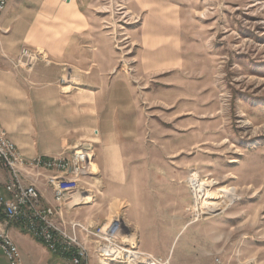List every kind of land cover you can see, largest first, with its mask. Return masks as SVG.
<instances>
[{
	"label": "rangeland",
	"instance_id": "374dc122",
	"mask_svg": "<svg viewBox=\"0 0 264 264\" xmlns=\"http://www.w3.org/2000/svg\"><path fill=\"white\" fill-rule=\"evenodd\" d=\"M83 1L116 51L100 84H82L65 66L52 87L36 70L46 63L39 58L16 79L18 92L0 100L9 131L39 148L49 144L50 115L69 104L85 107L77 125L85 134L104 128L105 155L86 138L54 153L69 156L86 143L95 153L94 173L64 203V218L96 230L118 217V244L144 254L115 264H264V0ZM156 50L169 65L145 69ZM194 182L209 185L201 195ZM222 188L240 198L204 213ZM82 237V264H102L96 241Z\"/></svg>",
	"mask_w": 264,
	"mask_h": 264
},
{
	"label": "crops",
	"instance_id": "0c3cea01",
	"mask_svg": "<svg viewBox=\"0 0 264 264\" xmlns=\"http://www.w3.org/2000/svg\"><path fill=\"white\" fill-rule=\"evenodd\" d=\"M29 0H10L4 12L0 15V100L8 89L18 92L16 79L26 72L25 67L17 66L14 62L23 49L42 48L43 60L46 63L36 67L37 72L44 75L45 83L55 87L63 74V68L69 67L82 84L95 86L100 84L101 72L113 68L116 62L114 43L109 34L103 30L97 13L88 8L83 0H36V6H28ZM160 17V15H155ZM147 27L144 32L147 31ZM157 47L159 39L151 41ZM161 52V51H160ZM170 63V56L160 58L159 53L151 51L146 58L145 69L160 68ZM40 73V74H41ZM39 74V75H40ZM105 83V82H104ZM103 83V84H104ZM105 83L103 86H105ZM45 106L55 109L64 108L63 102H45ZM2 105L0 103V109ZM75 104L65 107V113H52L49 119V130L43 140L49 144L44 148L31 144V137L23 141L11 133L3 122L9 136L13 139L25 157L31 159L39 156H58L55 152L67 150L80 139H92L99 144V157L105 155L104 148L109 145L106 132L101 124L87 134L78 128L80 114ZM97 106H91V113ZM2 119V118H1ZM80 122L84 123L83 120ZM90 122V121H89ZM70 126H72L70 128ZM94 135V136H93ZM90 144V143H88ZM95 155V153H94ZM48 174L49 171H42ZM9 179V172L0 166L1 192L8 196L4 184ZM43 194V202L54 204L52 191L39 183ZM0 230L10 234L18 245L24 264H72L70 256L51 252L43 243L25 231L17 221H8L0 210ZM82 234V233H81ZM0 264L9 261L0 248Z\"/></svg>",
	"mask_w": 264,
	"mask_h": 264
},
{
	"label": "built area",
	"instance_id": "2783aa9c",
	"mask_svg": "<svg viewBox=\"0 0 264 264\" xmlns=\"http://www.w3.org/2000/svg\"><path fill=\"white\" fill-rule=\"evenodd\" d=\"M7 5L8 0H0V15ZM39 58H44L43 51L25 48L14 63L32 69ZM93 153V146L87 143L77 147L69 156L29 159L10 138L0 119V166L9 172V179L4 184L8 196L1 192L0 185V210L8 221L20 223L51 252L70 256L72 264H82L88 256V246L81 233L96 241L98 253L114 252L125 261L140 258L142 261L144 253L132 252L130 248L118 244L121 226L114 222H120V219L114 220L108 227L94 230L78 220L67 221L64 218V203L70 201L73 195L82 193V179L93 174ZM40 182L52 191L54 204L43 202ZM0 248L9 264H24L16 242L9 233L1 230Z\"/></svg>",
	"mask_w": 264,
	"mask_h": 264
},
{
	"label": "bare ground",
	"instance_id": "6f19581e",
	"mask_svg": "<svg viewBox=\"0 0 264 264\" xmlns=\"http://www.w3.org/2000/svg\"><path fill=\"white\" fill-rule=\"evenodd\" d=\"M9 1L10 0H8V3H9ZM87 156L89 157V155H86L85 157H87ZM93 158H94V153H93ZM91 170H93V165H91ZM93 173H94V171H93ZM208 185H209V182H203V183L194 182L193 188L195 190L199 191L202 195L204 188ZM221 191L223 192V194H222V198L220 201H210V202L208 201V206L203 205V208H204L203 212L204 213L213 214L218 210L219 211L222 210L224 205H230L235 200L240 198L236 188H228V189L222 188ZM87 198H93V197L87 196ZM117 219H119V218L117 217ZM102 253L105 255V257L101 258L102 264H115L114 262H112L113 261L112 259L113 258L115 260L120 259V258H118L117 254H115L114 252H102ZM146 263L147 264H158V262L154 261V260H150V262L146 261Z\"/></svg>",
	"mask_w": 264,
	"mask_h": 264
}]
</instances>
